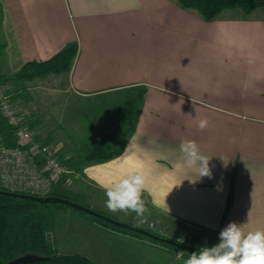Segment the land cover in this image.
Segmentation results:
<instances>
[{
    "label": "crops",
    "instance_id": "0c3cea01",
    "mask_svg": "<svg viewBox=\"0 0 264 264\" xmlns=\"http://www.w3.org/2000/svg\"><path fill=\"white\" fill-rule=\"evenodd\" d=\"M70 41L77 42L71 69L57 74L64 90L75 98L122 92L126 106L142 89L143 96L136 117L125 121L133 130L106 144L118 152L100 161L65 156L72 158L68 171L52 190L112 217L138 218L110 212L104 186L140 171L148 179L146 215L138 218L144 223L155 216L215 243L232 222L245 224V232L264 230V6L229 8L207 20L177 0H0V73L48 58ZM201 120L208 121L204 129ZM113 124L101 123L102 131ZM186 140L210 159L211 178L186 166ZM74 210L59 211L52 240L80 235L93 244L60 252L102 264L118 255L121 264H184L168 246Z\"/></svg>",
    "mask_w": 264,
    "mask_h": 264
},
{
    "label": "trees",
    "instance_id": "16d2710c",
    "mask_svg": "<svg viewBox=\"0 0 264 264\" xmlns=\"http://www.w3.org/2000/svg\"><path fill=\"white\" fill-rule=\"evenodd\" d=\"M177 1L182 7L194 9L201 17L207 20L214 19L219 14V12L229 8H240L244 12L248 13L256 7L264 6V0ZM0 46L3 48L2 43ZM76 52L77 42L70 41L48 58L29 59L25 61L20 68L12 73H0V82L7 86V92L14 101L15 97L18 95L16 93L18 90H14L13 88L10 89L8 83L22 85L26 80H30L35 77H43L50 73L58 74L69 72ZM142 96L143 89L136 92L135 95L130 98L128 107L123 113L120 123H118L116 127L111 130L101 131V133L97 134L92 140L88 141L82 146L81 157L86 160L100 161L114 156L118 150H109L106 144L108 140L115 134L129 133L133 130V126L130 124L127 125L125 121L136 117V109ZM32 124L33 123L30 122V124L27 125L29 128H31L33 126ZM35 136L38 138V135L35 134ZM0 143L17 147L22 146L18 141V137L15 132V126L9 122L7 117L3 114L1 108ZM58 157L66 166L73 158L65 157L59 152ZM3 190L13 192V190H9L0 185V264H5L12 258L25 253H34L40 255L43 258L23 264H96L91 258L84 254L60 252L52 240L50 233H52L55 228L59 211L73 207L61 202H41L31 197L19 196L17 194L4 192ZM51 194L65 196L52 189L49 190V192H47L45 195ZM71 199L76 200L75 198ZM98 211L107 214L101 210ZM93 217L100 223L109 225L113 228L116 227L120 231L126 233L150 238L153 241L168 246L176 252L184 251V249L177 244L163 240H157L144 233L116 225L98 215L93 214ZM171 228L175 230V232L180 233L181 227L178 225H173ZM148 230L152 231L151 229Z\"/></svg>",
    "mask_w": 264,
    "mask_h": 264
},
{
    "label": "rangeland",
    "instance_id": "374dc122",
    "mask_svg": "<svg viewBox=\"0 0 264 264\" xmlns=\"http://www.w3.org/2000/svg\"><path fill=\"white\" fill-rule=\"evenodd\" d=\"M1 64L2 59L0 65ZM8 84L9 88L12 89L13 86L10 83ZM15 87L16 89H20V94L15 97V102L23 116V121H25L26 124L32 122L33 126L30 129L36 131L39 139L54 144L58 152L64 156L72 155L74 161L81 158L82 146L92 140L97 134L101 133L102 127H106V124L111 125L114 123L112 126H116L119 119L122 117V110L128 107L125 103L120 101L124 98L122 92L107 96L99 95L89 98H75L73 94L64 90L66 88V82L56 73H50L43 77H35L26 80L22 85H17ZM124 106H126V108ZM123 107L124 109H122ZM112 118H114V120H112ZM101 123L103 124L102 127ZM74 161L72 162V166ZM76 200L81 202L77 198ZM81 203L85 204L83 202ZM90 208L94 209L93 207ZM74 211L82 213L87 217H93V214L83 210L75 209ZM144 215H146V213H144ZM124 216L121 217V215H119V217L114 218L130 224H140L137 226L151 229L155 233L176 238L177 240L183 237L184 243L197 249L204 246L211 247L217 243H215V238L211 235L204 236L203 239H195L197 237L196 231L194 233L188 232L183 235L179 232L177 233L169 226L167 227L164 223L165 220L154 218L155 216L150 217L147 215L146 221L148 223H141L140 219L132 216ZM143 218L145 217L143 216ZM58 229L57 226L55 231L57 238H59ZM114 229L117 228L115 227ZM109 239L110 237H107L105 241L107 240L108 244L115 248L116 243H112ZM53 242L55 246L63 252L84 250L88 244L89 247L93 244L89 241H84L80 235L74 236V238L67 236L65 239H60L59 241L55 239ZM98 244H102V242L99 241ZM90 252L94 253L96 256L98 254L92 250H90ZM118 256L119 257H116L117 262L111 259L109 264H121L123 259L120 255ZM93 259L97 264H102L103 258L100 259L95 257Z\"/></svg>",
    "mask_w": 264,
    "mask_h": 264
},
{
    "label": "clouds",
    "instance_id": "9594fccd",
    "mask_svg": "<svg viewBox=\"0 0 264 264\" xmlns=\"http://www.w3.org/2000/svg\"><path fill=\"white\" fill-rule=\"evenodd\" d=\"M207 125V120H201L199 128L204 129ZM180 152L186 166L195 168L200 178L212 177L210 159L202 154L195 141L181 142ZM147 188L148 179L145 174L132 171L112 184L104 186L106 208L112 213L123 212L127 215L134 212L138 218H142L146 211L142 196ZM166 210L170 212L168 206ZM244 225L229 223L220 232L219 243L216 245L201 247L187 259L184 258L185 252L177 251L176 258H184V264H264V230L245 232ZM177 243L183 244V237Z\"/></svg>",
    "mask_w": 264,
    "mask_h": 264
},
{
    "label": "built area",
    "instance_id": "2783aa9c",
    "mask_svg": "<svg viewBox=\"0 0 264 264\" xmlns=\"http://www.w3.org/2000/svg\"><path fill=\"white\" fill-rule=\"evenodd\" d=\"M0 108L15 126L22 145L17 147L0 143V185L13 191L45 195L68 171L67 166L59 159L54 144L36 138L23 121L19 108L7 92V86L1 82Z\"/></svg>",
    "mask_w": 264,
    "mask_h": 264
},
{
    "label": "water",
    "instance_id": "95a60500",
    "mask_svg": "<svg viewBox=\"0 0 264 264\" xmlns=\"http://www.w3.org/2000/svg\"><path fill=\"white\" fill-rule=\"evenodd\" d=\"M4 192H8V193H12V194H17L19 196H26V197H31V198H34L38 201H41V202H61V203H64L66 205H69L75 209H79V210H83V211H86L88 213H91V214H94V215H98L100 217H103L105 219H107L108 221L116 224V225H119V226H122V227H126V228H129V229H132V230H135V231H138V232H141V233H144L152 238H155L157 240H163V241H167V242H170V243H174V244H177L179 245L180 247H182L186 252V256L189 257L191 255V253L193 252H196L198 251L199 249L193 247V246H190L186 243H183V244H180V243H177L178 240L174 239V238H171V237H167V236H164V235H161V234H158V233H155V232H152L146 228H143V227H139L137 225H134V224H130V223H126V222H123V221H120L112 216H109L107 214H104V213H101L100 211L98 210H95V209H92L90 207H88L87 205L85 204H82L81 202H78L76 200H73L69 197H65V196H61V195H56V194H51V195H34V194H29V193H25V192H16V191H7V190H3ZM43 257H41L40 255H37V254H34V253H25V254H22V255H19L17 257H14L12 258L11 260L7 261L5 264H23V263H26V262H31V261H34V260H39V259H42Z\"/></svg>",
    "mask_w": 264,
    "mask_h": 264
}]
</instances>
